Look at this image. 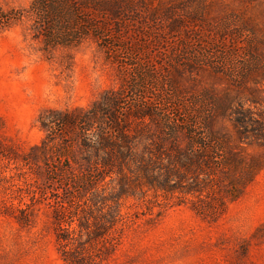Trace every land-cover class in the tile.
I'll return each instance as SVG.
<instances>
[{"label": "rangeland", "instance_id": "rangeland-1", "mask_svg": "<svg viewBox=\"0 0 264 264\" xmlns=\"http://www.w3.org/2000/svg\"><path fill=\"white\" fill-rule=\"evenodd\" d=\"M31 1L0 0V8L25 11ZM118 17L121 30L109 31V50L87 40L76 49L47 53L28 17L0 27V264H66L56 239L55 206L41 196L35 168L23 162L43 136L36 120L42 110L86 107L103 90L118 88L117 61L150 57L168 64L183 54L206 57L207 42L240 31L231 41L236 59L251 41L244 29L264 34V0H122ZM259 50L264 53V43ZM179 75L190 95L222 86L207 71ZM134 175L80 201L68 248L93 255V264H264V237L256 235L264 222V169L213 218L192 209L193 197L175 193L164 199L143 175ZM117 212L110 229L109 216ZM111 236L116 244L106 251Z\"/></svg>", "mask_w": 264, "mask_h": 264}, {"label": "trees", "instance_id": "trees-1", "mask_svg": "<svg viewBox=\"0 0 264 264\" xmlns=\"http://www.w3.org/2000/svg\"><path fill=\"white\" fill-rule=\"evenodd\" d=\"M121 3L32 0L25 11L0 8V27L28 17L33 36L40 37L47 53L76 49L87 40L109 50V31L121 30ZM244 31L251 41L236 59L231 41L240 31L207 42L206 57L183 54L168 64L150 57L123 63L115 59L118 88L103 90L86 107L45 108L38 114L43 136L23 162L35 168L42 178L41 196L55 206L56 239L66 264L94 263L93 255L68 248L75 235L71 223L80 201L98 196L105 184L119 185L139 172L157 195H189L196 213L213 218L264 169V53L259 50L264 34ZM185 69L207 71L222 86H203L190 95L178 78ZM65 204L75 205V212H67ZM119 215L109 216L110 229ZM256 235L264 237V222ZM116 238H106V251Z\"/></svg>", "mask_w": 264, "mask_h": 264}]
</instances>
